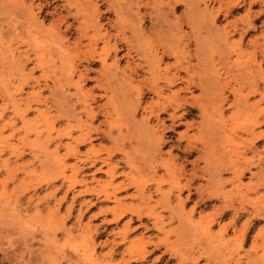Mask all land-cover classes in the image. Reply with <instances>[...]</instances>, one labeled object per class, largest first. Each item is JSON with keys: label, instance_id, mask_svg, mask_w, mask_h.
I'll list each match as a JSON object with an SVG mask.
<instances>
[{"label": "rangeland", "instance_id": "rangeland-1", "mask_svg": "<svg viewBox=\"0 0 264 264\" xmlns=\"http://www.w3.org/2000/svg\"><path fill=\"white\" fill-rule=\"evenodd\" d=\"M195 1L0 0V264H264V0Z\"/></svg>", "mask_w": 264, "mask_h": 264}, {"label": "bare ground", "instance_id": "bare-ground-1", "mask_svg": "<svg viewBox=\"0 0 264 264\" xmlns=\"http://www.w3.org/2000/svg\"><path fill=\"white\" fill-rule=\"evenodd\" d=\"M146 1H147V0H146ZM182 1H183V0H182ZM189 1H190V0H189ZM194 1H195V0H194ZM241 1H244V0H241ZM245 1H246V0H245ZM23 2H24V1H23ZM31 2H32V1H31ZM134 2H136V1H134ZM144 2H145V1H144ZM195 2H196V1H195ZM116 3H117V2H116ZM147 3H148V2H147ZM149 3H150V2H149ZM151 3H152V2H151ZM155 3H156V1H155ZM164 3H165V2H164ZM238 3H239V2H238L237 0L232 1V5H231L232 8L235 7V6H236V7H239L240 5L237 6ZM23 4H24V3H23ZM29 4H30V3H29ZM90 4H91V3H90ZM90 4H89V5H90ZM96 4H97V3H96ZM110 4H111V3H110ZM165 4H166V3H165ZM193 4H194V3H193ZM255 4H256V1H255V0H250V1H248L247 4H245V5H247V10H250V8H251L252 6H255ZM117 6H118V5H117ZM120 6H121V5H120ZM120 6H119V7H120ZM122 6H123V5H122ZM163 6H164V4H163ZM196 6H197V3H196ZM21 7H22V5H21ZM27 7H28V6H27ZM32 7H33V6H32ZM112 7H113V6H112ZM115 7H116V5H115ZM115 7H114V8H115ZM191 7H192V6H191ZM193 7H194V6H193ZM25 8H26V7H24V9H22V10H26ZM28 8H29V7H28ZM120 8H121V7H120ZM244 8H245V7H244ZM116 9H117V8H116ZM157 9H159V8H157ZM168 9H169V8H168ZM186 9H188V8H186ZM195 9H196V8H195ZM238 9H239V8H238ZM22 10H20V13H22ZM31 10H32V9H31ZM94 10H96V9H94ZM94 10H93V11H94ZM114 10H115V9H114ZM119 10H120V9H119ZM161 10H162V9H161ZM161 10H160V11H161ZM189 10H190V9H189ZM235 10H236V9H235ZM257 10H258V9H257ZM101 11H102V10H101ZM103 11H104V10H103ZM157 11H158V10H157ZM192 11H193V10H192ZM95 12H96V11H94V13H95ZM116 12H117V11H116ZM148 12H149V11H148ZM163 12H164V11H163ZM23 13H25V12L23 11ZM26 13H27V11H26ZM33 13H34V12H33ZM97 13H98V12H97ZM97 13H96V14H97ZM114 13H115V11H114ZM122 13H123V12H122ZM149 13H150V12H149ZM29 14H30V13H29ZM29 14H28V15H29ZM34 14H35V13H34ZM116 14H117V13H116ZM123 14H124V13H123ZM194 14H195V13H194ZM201 14H202V13H201ZM90 15H91V13H90ZM93 15H94V14H93ZM124 15H126V14H124ZM191 15H192V14H191ZM195 15H196V14H195ZM197 15H199V14H197ZM261 15H262V11H258V13L255 15V17H261ZM34 16H35V15H34ZM34 16H33V17H34ZM86 16H87V15H86ZM97 16H98V15H97ZM135 16H136V15H135ZM135 16H134V17H135ZM154 16H155V15H154ZM162 16H163V15H162ZM188 16H189V15H188ZM251 16H252V15H251ZM35 17H36V16H35ZM100 17H101V16H100ZM122 17H123V16H122ZM127 17H128V16H127ZM190 17H191V16H189V18H190ZM213 17H215V16L213 15ZM93 18H94V17H93ZM158 18H159V17H158ZM189 18H187V19H189ZM191 18H192V17H191ZM191 18H190V19H191ZM197 18H198V17H197ZM210 18H211V17H210ZM240 18H241V17H240ZM115 19H116V18H115ZM190 19H189V20H190ZM213 19H214V18H212L211 20L213 21ZM215 19H216V18H215ZM91 20H95V19H91ZM97 20H98V19H97ZM137 20H139V19H137ZM157 20H158V19H157ZM189 20H188V21H189ZM196 20H197V19H196ZM85 21H86V20H85ZM201 21H202V20H201ZM237 21H238V20H237ZM241 21H242V23L246 26L245 28H247V29H249V28H253V27H254L253 25H251L252 23H250V18H249V16L247 15V13L244 14V16L241 18ZM162 22H163V21H162ZM195 22H196V21H195ZM213 22H214V21H213ZM254 22H255V21H254ZM261 22H262V21H261ZM263 22H264V20H263ZM85 23H86V22H85ZM95 23H96V22H95ZM95 23H93V24L95 25ZM97 23H98V22H97ZM97 23H96V24H97ZM130 23H131V22H130ZM188 23H190V22H188ZM192 23H193V22H192V20H191V24H192ZM202 23H203V22H202ZM98 24H99V23H98ZM136 24H137V23H136ZM157 24H158V23H157ZM173 24H174V23H173ZM263 24H264V23H263ZM203 25H204V24H203ZM210 25H211V24H210ZM258 25H259V24H258ZM130 26H131V24H130ZM134 26H135V25H134ZM134 26H133V27H134ZM192 26H195V25H192ZM206 26H207V25H206ZM199 27H201V26H199ZM236 27H237V26H236ZM95 28H96V26H95ZM139 28H140V26H139ZM161 28H163V25H162ZM192 28H193V27H192ZM201 28H202V27H201ZM234 28H235V27H234ZM242 28H243V30H244V27H243V26H242ZM136 29H137V28H136ZM190 29H191V28H190ZM195 29H196V27H195ZM141 30H142V29H141ZM169 30H170V29H169ZM178 30H181V29H178ZM210 30H211V29H210ZM214 30H216V29L214 28ZM217 30H218V29H217ZM236 30H237V29H236ZM240 30H241V29H240ZM240 30H239V31H240ZM243 30H242V31H243ZM99 31H100V30H99ZM139 31H140V30H139ZM164 31H165V30H164ZM219 31H221L220 28H219ZM227 31H228V30H227ZM213 32H214V31H213ZM216 32H217V33H216L217 36L221 37L220 33H219L218 31H216ZM221 32H222V35H223V33H224V32H223V29H222ZM246 32H247V31H246ZM192 33H193V31H192ZM225 33H226V32H225ZM105 34H106V33H105ZM218 34H219V35H218ZM241 34H242V33H241ZM156 35H157V34H156ZM170 35H171V34H170ZM214 35H215V34H214ZM229 35H230V34H229ZM160 36H161V35H160ZM215 36H216V35H215ZM227 36H228V35H227ZM245 36H246V35H245ZM263 36H264V35H263ZM109 37H110V36H109ZM188 37H189L188 39H190V35H189ZM192 37H193L194 40H195V37H194V36H192ZM196 37H197V35H196ZM219 37H217V38H219ZM225 37H226V35H225ZM143 38H144V37H143ZM148 38H150V37H148ZM197 38H198V37H197ZM197 38H196V39H197ZM217 38H216V39H217ZM221 38H222V37H221ZM226 38H227V37H226ZM145 39H146V38H145ZM200 39H201V38H200ZM219 39H220V38H219ZM223 39H224V37H223ZM256 39H257V38H256ZM256 39H255V40H256ZM146 40H147V39H146ZM164 40H165V39H164ZM243 40H244V39H243ZM243 40H242V41H243ZM117 41H118V40H117ZM221 41L223 42V40L220 39L219 43H221ZM250 41H251V40H250ZM142 42H143V41H142ZM185 42H186V41H185ZM193 42H194V41H193ZM227 42H228V41H227ZM114 43H115V42H114ZM146 43H147V41H146ZM200 43H201V41H200ZM200 43H199V44H200ZM223 43H224V42H223ZM241 43H242V42H241ZM158 44H159V43H158ZM194 44H196V43H194ZM217 44H218V41H217ZM250 44H251V43H250ZM254 44H257V46H255V47H261L260 44H263V46H264V38L262 39L261 42L256 40V42H255ZM197 45H198V44H197ZM197 45H196V46H197ZM226 45H227V44H226ZM147 46H148V45H147ZM172 46H173V45H172ZM172 46H171V47H172ZM184 46H185V43H184ZM200 46H201V45H200ZM222 46H223V44H222ZM237 46H238V45H237ZM185 47H186V46H185ZM211 47H212V46H211ZM224 47H225V46H224ZM116 48H117V47H116ZM149 48H150V47H149ZM166 48H167V47H166ZM176 48H177V46H176ZM199 48H201V47H199ZM219 48H220V47H219ZM227 48H228V47H227ZM253 48H254V47H253ZM117 49H118V48H117ZM171 49H173V47H172ZM224 49H225V48H224ZM255 49H256V48H255ZM258 49H259V48H258ZM166 50H167V49H166ZM228 50H230V49L228 48ZM239 50H240V47H239ZM242 50H243V49H242ZM148 51H149V50H148ZM200 51H201V49H200ZM221 51H222V50H221ZM221 51H220V52H221ZM224 51H225V53L227 52L226 50H224ZM161 52H162V50H161ZM163 52H164V51H163ZM169 52H170V51H169ZM178 52H179V50H178ZM201 52H202V51H201ZM222 52H223V51H222ZM233 52H234V51H233ZM113 53H115V52H113ZM146 53H147V52H145V55H146ZM172 53H173V51H172ZM181 53H182V52H181ZM181 53H180V54H181ZM199 53H200V52H199ZM258 53H259V52H258ZM148 54H149V53H148ZM148 54H147V55H148ZM156 54H157V53H154L155 56H156ZM168 54H169V53H168ZM176 54H177V53H176ZM182 54H183V53H182ZM185 54L187 55L186 52H185ZM188 54H189V53H188ZM262 54H263V52H262ZM149 55H150V56H153V53H151V54H149ZM161 55H162V54H161ZM166 55H167V54H166ZM172 55H173V54H172ZM195 55H196V54H195ZM263 55H264V54H263ZM90 56H91V55H90ZM128 56H129V54H128ZM150 56H149V57H150ZM155 56H153L152 60L154 59ZM175 56H176V55H175ZM206 56H207V55H206ZM225 56H226V55H225ZM261 56H262V55H261ZM261 56H260V57H261ZM115 57H116V56H115ZM159 57H160V56H159ZM177 57H178V56H177ZM195 57H196V56H195ZM221 57H222V56H221ZM223 57H224V56H223ZM227 57H228V56H227ZM227 57H226V58L224 57V58L227 59V61H228L229 59H228ZM91 58H92V56H91ZM156 58L158 59V56H157ZM174 58H175V57H174ZM70 59H71V58H70ZM94 59H95V58H94ZM149 59H150V58H149ZM189 59H190V57H189ZM198 59H200V56H199ZM72 60H73V59H72ZM158 60H159V59H158ZM162 60H163V59H162ZM200 60H201V59H200ZM209 60H210V59H208L207 61L209 62ZM222 60H223V59H222ZM259 60H260V59H259ZM63 61H64V60H63ZM70 61H71V60H70ZM91 61H92V60H91ZM149 61H150V60H149ZM212 61H213V60H212ZM212 61H211V62H212ZM223 61H224V60H223ZM261 61H262V60H261ZM36 62H38V61H36ZM115 62H116V61H115ZM118 62H119V61H118ZM180 62H181V61H180ZM263 62H264V61H263ZM38 63H39V62H38ZM72 63H73V62H72ZM100 63H101V62H100ZM146 63H147V62H146ZM153 63H154V61H153ZM178 63H179V62H178ZM203 63H204V62H203ZM212 63H213V62H212ZM226 63H227V62H226ZM128 64H129V63H128ZM151 64H152V62H151ZM156 64H157V62H156ZM156 64H155V65H156ZM189 64H190V62H189ZM189 64H187V65H189ZM196 64H197V63H196ZM206 64H207V63H206ZM223 64H224V63H223ZM250 64H251V62H250ZM257 64H258V63H257ZM37 65H39V64H37ZM37 65H36V67H37ZM62 65H63V64H62ZM102 65L104 66V64H102ZM131 65H132V64H131ZM131 65H129V67H130ZM152 65H153V64H152ZM210 65H211V64H210ZM246 65H247V64H246ZM63 66H64V65H63ZM87 66H88V65H87ZM137 66L139 67V65H137ZM137 66H136V67H137ZM149 66H150V65H149ZM169 66H171V65H169ZM182 66H185V65H182ZM190 66H191V64H190ZM256 66H257V65H256ZM100 67H101V66H100ZM127 67H128V66H127ZM141 67H142V66H141ZM161 67H162V66H161ZM204 67H205V66H204ZM204 67H203V68H204ZM210 67H211V66H210ZM244 67H245V66H244ZM258 67H259V66H258ZM258 67H256L257 70H258ZM74 68H75V67H74ZM84 68H85V67H84ZM103 68H105V67H103ZM110 68H111V67H110ZM131 68H132V67H131ZM185 68H187V66H185ZM212 68H213V67H212ZM214 68H215V67H214ZM229 68H230V67H229ZM241 68H242V67H241ZM247 68H248V67H246V68H244V69H247ZM256 68H253V69L256 70ZM66 69H67V68H66ZM76 69H77V68H76ZM106 69H108V68H106ZM112 69H113V68H112ZM129 69H130V68H129ZM133 69H135V68H133ZM149 69H150V68H149ZM189 69H190V68H189ZM248 69H250V68H248ZM21 70H22V69H21ZM74 70H75V69H74ZM74 70H73V71H74ZM78 70H79V72H80V69H78ZM102 70H103V69H102ZM136 70H137V69H136ZM152 70H154V72H155V71L157 72V70H159V69L156 68V67H155V69H154V67H153ZM190 70L193 71L194 69H190ZM239 70H241V69L239 68ZM257 70H256L255 74L258 72ZM259 70H260V69H259ZM73 71H72V72H73ZM86 71H87V70H86ZM90 71H91V70H90ZM93 71H94V70H93ZM133 71H134V70H133ZM164 71H165V70H164ZM187 71H188V70H187ZM197 71H198V69H197ZM203 71H204V69H203ZM241 71H243V69H242ZM245 71H246V70H244V72H245ZM79 72H78V73H79ZM87 72H88V71H87ZM106 72H107V71H106ZM135 72H136V71H135ZM162 72H163V71H162ZM169 72H171V71H169ZM194 72H195V71H194ZM201 72H202V71H201ZM201 72H200V73H201ZM216 72H217V70H216ZM238 72H239V71H238ZM247 72H249V71L247 70ZM250 72H251V69H250ZM84 73H85V72H84ZM89 73H90V72H89ZM99 73H100V72H99ZM152 73H153V71H152ZM200 73H197V74H200ZM206 73H207V72H206ZM212 73H213V72H212ZM231 73H232V72H231ZM240 73H241V72H240ZM240 73H239L238 75H240ZM242 73H243V72H242ZM242 73H241V75H242ZM76 74H77V73H76ZM76 74H75V75H76ZM79 74H80V73H79ZM86 74H87V73H86ZM102 74H103V73H102ZM109 74H112L111 71H110ZM153 74H157V73H153ZM172 74H173V73H172ZM203 74H204V73H203ZM207 74H208V73H207ZM104 75H105V74H104ZM106 75H107V74H106ZM150 75H152V74H150ZM163 75H164V74H163ZM173 75H174V74H173ZM173 75H172V76H173ZM177 75H178V74H177ZM177 75H176V76H177ZM200 75H201V74H200ZM211 75H212V74H211ZM247 75L249 76V74H247ZM247 75H245V73H243L242 77H243V76H247ZM251 75H252V73H251ZM260 75H261V73L259 74V76H260ZM70 76H71V75H70ZM125 76H126V75H125ZM125 76H124V77H125ZM132 76H133V75H132ZM132 76H131V77H132ZM234 76H235V75H234ZM252 76H253V75H252ZM255 76H256V75H255ZM67 77H68V76H67ZM77 77H78V75H77ZM77 77H76V78H77ZM82 77H83V75H82ZM84 77H85V76H84ZM124 77H123V83H124V79H125ZM146 77H147V76H146ZM151 77H153V75H152ZM155 77H158V76L155 75ZM155 77H153V79H154ZM163 77H164V76H163ZM178 77H179V76H178ZM180 77H182V76L180 75ZM202 77H204V76H202ZM211 77H213V76H211ZM260 77H261V76H260ZM115 78H116V77H115ZM129 78H130V77H128V79H129ZM160 78H161V77H160ZM160 78H159V79H160ZM169 78H170V77H169ZM182 78H184V77H182ZM193 78H194V77H193ZM207 78H208V77H207ZM207 78L205 77V79H206L205 81L208 80V81H207V82H208V83H207V84H208L207 87L209 86V87L211 88L212 85H211V83H209L210 79H207ZM246 78H248V80H249V77H246ZM252 78H253V77H252ZM255 78H256V77H255ZM261 78H262V77H261ZM263 78H264V77H263ZM79 79H80V78H79ZM82 79H83V78H82ZM108 79H109V78H108ZM155 79H157V78H155ZM162 79H163V78H162ZM187 79H188V78H187ZM202 79H204V78H202ZM224 79H225V78H224ZM243 79H244V77H243ZM85 80H86V79H85ZM85 80H84V81H85ZM105 80H106V79H105ZM111 80H112V79H111ZM131 80H133V79H131ZM171 80H172V79H171ZM171 80H168V81H171ZM197 80H198V79H197ZM199 80H201V78H200ZM217 80H218V79H217ZM248 80H246V81L248 82ZM251 80H252V79H251ZM251 80H249V81H251ZM253 80H254V78H253ZM121 81H122V80H121ZM145 81H146V80H145ZM147 81H148V82H146V83H149V80H147ZM157 81H158V80H157ZM168 81L166 80L167 83H168ZM172 81H173V80H172ZM201 81H202V80H201ZM203 81H204V80H203ZM205 81H204V82H205ZM213 81H214V80H213ZM243 81H245V80H243ZM263 81H264V80H263ZM196 82H197V84H198V83H199V84L202 83V82L200 83V82H198V81H196ZM214 82H215V81H214ZM221 82H222V81H221ZM221 82H219L220 85H222V84L224 85V83L221 84ZM223 82H224V81H223ZM251 82H252V81H251ZM81 83H82V80H81ZM126 83H127V82H126ZM150 83L152 84L153 82H151V80H150ZM157 83H158V82H157ZM157 83L154 82L152 85L157 84ZM193 83H195V82L193 81ZM205 83H206V82H205ZM205 83H203V85H204ZM219 83H218V84H219ZM225 83H226V82H225ZM227 83H228V82H227ZM242 83H244V82H241V86L244 85V84L242 85ZM254 83H255V82H254ZM74 84H75V83H73V85H74ZM171 84L175 85L174 83H171ZM190 84H191V83H190ZM212 84H213V83H212ZM216 84H217V82H216ZM247 84H248V83H246V85H247ZM250 84H251V83H249L248 85H250ZM255 84H256V83H255ZM261 84H262V86H263L264 83H261ZM191 85L193 86V84H191ZM214 85H215V84H214ZM220 85H218L217 87L219 88ZM227 85H230V84H227ZM74 86H75V85H74ZM124 86H126V85H124ZM135 86H136V85H135ZM184 86H185V85H184ZM199 86H200V85H199ZM205 86H206V84H205ZM76 87H78V86L76 85ZM109 87H110V85H109ZM120 87H121V86H120ZM138 87H140V86H138ZM142 87H143V86H142ZM159 87H160V86H159ZM159 87H158V88H159ZM170 87H171V86H170ZM201 87H202V88H201ZM201 87H200V88L198 87V88L202 90V93H203V91H204V93H205V91L207 90V88H206V90H205V89L203 90V86H201ZM209 87H208V88H209ZM214 87H215V86H214ZM217 87H215V88H217ZM220 87L222 88L223 86H220ZM228 87H229V86H228ZM246 87H247V86H246ZM251 87L253 88L254 86L252 85ZM105 88H106V87H105ZM132 88H134V87H132ZM148 88L151 89L152 86H151V88H150V86H148ZM184 88H185L186 90H188V87H187V86L184 87ZM218 88H217V91L219 90ZM224 88H225V87H224ZM230 88H231V87H230ZM241 88H242V87H241ZM248 88H249V87H247V91L251 90L250 92H252V93L255 92L256 94H259V90H257V88L254 87L253 89L250 88L249 90H248ZM75 89H76V88H75ZM122 89H123V88H122ZM122 89H121V90H122ZM159 89H160V88H159ZM185 89H184V90H185ZM225 89H226V88H225ZM225 89H224V90H225ZM7 90H8V89H7ZM77 90H79V88L76 89L75 94L78 92ZM114 90H115V89H114ZM124 90H125V88H124ZM160 90H161V89H160ZM208 90H209V89H208ZM208 90H207V92H211V91H208ZM213 90H215V89L212 88V92H214L213 94H217V93H215V92H217V91H213ZM220 90H221V89H220ZM220 90H219V91H220ZM245 90H246V89H245ZM261 90H262V89H261ZM141 91H142V90H141ZM9 92H10V90H9ZM83 92H84V91H83ZM112 92H113V91H112ZM115 92H116V91H115ZM161 92H162V91H161ZM189 92H190V91H189ZM189 92H188V93H189ZM212 92H211V93H212ZM242 92H243V91H242ZM242 92H241V93H242ZM78 93H79V95H80V92H78ZM117 93H118V92H117ZM174 93H176V92H174ZM199 93H200V92H199ZM91 94H92V93H91ZM128 94H129V93H128ZM159 94H160V93H159ZM213 94H212V95H213ZM227 94H228V93H227ZM234 94H236V93H234ZM76 95H77V94H76ZM84 95H86V94H84ZM203 95H204V94H203ZM206 95L209 96L210 94H209V93H208V94L206 93ZM218 95H220V93H219ZM81 96H82V95H81ZM176 96H177V94H176ZM189 96L191 97L192 95H189ZM189 96H187V97H189ZM199 96H200V95H199ZM213 96H214V95H213ZM213 96L211 97V95H210L209 97H211V99H213ZM222 96H224V95H222ZM228 96H229V95H228ZM235 96H236V95H235ZM235 96H233V97H235ZM240 96H241V95H240ZM92 97H93V96H92ZM182 97H183V96H182ZM192 97H194V96H192ZM204 97H205V96H204ZM209 97H208V98H209ZM215 97H216V96H215ZM224 97H226V96H224ZM258 97H259V96H258ZM79 98H80V97H79ZM83 98H84V97H83ZM131 98H132V97H131ZM195 98H197V97H195ZM208 98H207V100L204 99V100L206 101V103H207V101H209V102L211 101V99H208ZM235 98H236V97H235ZM235 98L233 99V102H234V100H236ZM240 98H241V97H240ZM262 98H263V97H262ZM185 99H186V98H185ZM219 99H220V98H219ZM224 99H225V98H224ZM241 99H242V98H241ZM241 99H239V101H240ZM263 99H264V98H263ZM263 99H262V100H263ZM181 100H182V99H181ZM189 100H190V99H189ZM216 100H218V99H216ZM222 100H223V99H222ZM230 100H231V99H230ZM84 101H85V100H84ZM183 101H184V100H183ZM214 101H215V100H214ZM214 101H213V102H214ZM219 101H221V100H219ZM219 101H217V102H219ZM239 101H238V102H239ZM245 101H246V98H245V96H244V99H243V102H242L244 106H245ZM247 101H248V99H247ZM257 101H258V100H257ZM260 101H261V99H260ZM85 102H86V101H85ZM170 102H171V101H170ZM197 102H199V101H197ZM201 102H202V101H201ZM238 102H237V104H238ZM183 103H184V102H183ZM199 103H200V102H199ZM203 103H204V102H203ZM203 103H202V105H203ZM206 103H205V105H206ZM82 104H83V103H82ZM88 104H89V103H88ZM194 104H195V103H194ZM210 104L213 105V103H210ZM210 104H209V107H210V108H209V109L206 108V109L209 110V112H210V109H211V107H212ZM215 104H216V101L214 102V107H216V109H217V108L219 107V105H218V106H215ZM252 104H253V102H252ZM114 105H115V104H114ZM179 105H180V104H179ZM182 105H183V104H182ZM196 105H197V104H196ZM198 105H199V104H198ZM238 105L240 106L241 104H238ZM238 105H237V106H238ZM248 105H251V104L248 103ZM84 106H85V105H84ZM116 106H117V105H116ZM119 106H120V105H119ZM194 106H195V105H194ZM199 106H201V105H199ZM199 106H198V107H199ZM203 106H204V105H203ZM237 106H236V107H237ZM244 106H243V109H244ZM88 107H89V106H88ZM180 107H181V106H180ZM183 107H184V106H183ZM207 107H208V106H207ZM246 107H247V106H246ZM251 107H252V106H251ZM256 107H257V106H256ZM73 108H74V107L71 108L72 111H73ZM85 108H86V107H85ZM175 108H176V107H175ZM184 108H185V107H184ZM193 108H194V107H193ZM199 108H201V107H199ZM202 108H203V109H200L201 112L204 110L205 107H202ZM222 108H224V107H222ZM238 108H239V109L242 108V105H241L240 107H238ZM238 108H237V109H238ZM83 109H84V108H83ZM86 109H87V108H86ZM156 109H157V108H156ZM161 109H162V108H161ZM206 109H205V110H206ZM239 109H238V110H239ZM246 109H248V107L245 108V111H247ZM249 109H251V108H249ZM255 109H256V108H255ZM69 110H70V109H69ZM87 110H88V109H87ZM172 110H173V109H172ZM205 110H204V114H205V116L202 115L203 113L200 114V116H202V119H204V120H205L206 117H207V120H208V119L210 120L211 118H208V116H207V115H209V114H207L208 111H205ZM217 110H218V109H217ZM217 110H216V111H217ZM155 111H156V110H155ZM157 111H158V110H157ZM177 111H178V110H177ZM184 111H185V110H184ZM216 111H211V113H217ZM220 111H221V109H220ZM239 111L241 112V109H240ZM242 111H244V110H242ZM83 112H84V111H83ZM169 112H170V111H169ZM172 112H173V111H172ZM205 112H206V113H205ZM237 112H238V111H237ZM240 112H239V113H240ZM247 112H248V111H247ZM254 112H255V111H254ZM85 113H86V112H85ZM221 113H222V112H221ZM72 114H73V113H72ZM120 114H121V113H120ZM206 114H207V115H206ZM168 115H169V114H168ZM71 116H73V115H71ZM132 116H133V115H132ZM172 116H173V115H172ZM174 116L176 117V115H174ZM213 116H215V115H213ZM219 116H221V115H219ZM219 116H218V118H219ZM250 116H251V115H249V117H250ZM169 117H170V116H169ZM209 117H210V116H209ZM211 117H212V116H211ZM222 117H223V116H222ZM222 117H221V118H222ZM239 117H240V116H239ZM247 117H248V116H247ZM249 117H248V119H249ZM74 118H75V117H74ZM76 118H77V117H76ZM125 118H126V117H125ZM158 118H159V117H158ZM221 118H220V119H221ZM250 118H251V117H250ZM78 119H79V117H78ZM122 119H123V118H122ZM170 119H171V118H170ZM215 119H216V118H215ZM222 119H223V118H222ZM222 119L220 120L221 123H222ZM255 119H256V118H253V122H254V123H252L251 120H250V122L252 123V124H251L252 126H253V125L260 124V123L258 122L259 120L256 119V121H255ZM76 120H77V119H75V121H76ZM84 120H85V119H84ZM207 120H206V121H207ZM216 120H217V119H216ZM246 120H247V119H246ZM78 121H80V120H78ZM157 121H158V120H157ZM190 121H193V120H190ZM206 121H204V123H205ZM210 121L213 122V120H210ZM210 121H209V122H210ZM226 121H227V120H226ZM232 121H233V120H232ZM260 121H262V120H260ZM82 122H83V121H82ZM171 122H172V121H171ZM178 122H179V121H178ZM178 122H177V123H178ZM212 122H211L212 125H213V124H215V126L218 125V124H216L217 122H213V123H212ZM84 123H85V121H84ZM127 123H128V122H127ZM141 123H142V122H141ZM162 123H163V122H162ZM187 123H188V122H187ZM187 123H185V124L187 125ZM223 123H226V122H224V119H223ZM262 123H263V121H262ZM82 124H83V123H82ZM136 124H137V123H136ZM136 124H133V125H136ZM156 124H157V123H156ZM188 124H189V123H188ZM198 124H200V126L198 125V128H200V129H203V128H204L203 126H202V128H201V125H203L202 121H201V123H198ZM205 124H206V123H205ZM248 124H249V123H248ZM2 125H3V124H2ZM74 125H75V123H74ZM79 125H81V124L79 123ZM84 125H85V124H84ZM144 125H145V124H144ZM170 125H171V124H170ZM170 125H169V126H170ZM172 125H173V124H172ZM176 125H177V124H176ZM194 125H195V124H194ZM212 125H211V127L214 126V125H213V126H212ZM221 125H224V124H221ZM238 125H239V124H238ZM238 125H235V126H238ZM245 125H246V124H245ZM251 125H249V126H251ZM3 126H4V125H3ZM77 126H78V125H77ZM88 126H89V125H88ZM131 126H132V124H131ZM141 126H142V125H141ZM141 126H140V128H141ZM207 126H208V127H206V125H205V131L208 130V131H207L208 133L206 132V133H207V136H208L210 139H211V137L214 138V137L216 136L215 134H214V136H213V135H212V136L210 135L211 137L208 135V134H211V133H209L210 129H208V128L210 127V124L207 125ZM215 126H214V127H215ZM79 127H80V126H79ZM135 127H136V126H134V128H135ZM159 127H160V126H159ZM161 127H162V126H161ZM165 127H167V126H165ZM211 127H210V128H211ZM214 127H213V128H214ZM218 127H219V126H217V128L215 127V131L218 130V132H219V131H220V130H219L220 128H218ZM225 127H226V126H225ZM227 127H229V126H227ZM245 127H246V126H245ZM80 128H81V127H80ZM83 128H84V127H83ZM85 128H86V127H85ZM109 128H110V127H109ZM126 128L129 129L130 126H129V127L126 126ZM132 128H133V127H131V129H132ZM134 128H133V129H134ZM140 128H139V130H141ZM146 128H147V127H146ZM190 128H191V127H190ZM206 128H207V129H206ZM231 128H232V127H231ZM231 128H228V130L231 129ZM240 128L242 129V126H241ZM88 129H89V128H88ZM119 129H120V128H119ZM127 129H126V130H127ZM137 129H138V127H137ZM147 129H149V128H147ZM147 129H146V130H147ZM167 129H169V128H167ZM224 129H225V128H224ZM235 129H236V128H235ZM243 129H245V128H243ZM246 129H247V128H246ZM126 130H125V131H126ZM221 130H222V129H221ZM232 130H233V129H232ZM232 130H231V131H232ZM239 130H240V129H239ZM247 130H248V129H247ZM250 130H252V128H251ZM262 130L264 131V129H262ZM81 131H82V130H81ZM118 131H119V130H118ZM189 131H190V130H189ZM202 131H203V130H202ZM202 131H201V133L204 132V131H203V132H202ZM212 131H214V129H213ZM212 131H210V132H212ZM242 131H243V130H242ZM259 131H260V130H259ZM83 132H84V131H83ZM102 132H103V131H102ZM108 132H109V131H108ZM108 132H107V133H108ZM120 132H121V131H120ZM131 132H132V130H131ZM134 132H135V130H134ZM161 132H162V131H161ZM221 132H222V131H221ZM223 132H224V131H223ZM229 132H230V131H229ZM229 132H228V133H229ZM0 133H1V130H0ZM41 133H42V132H41ZM78 133H79V132H78ZM118 133H119V132H118ZM129 133H130V131H129ZM140 133H141V132H140ZM212 133H213V132H212ZM219 133H220V132H219ZM228 133H227V134H228ZM252 133L255 134L256 132H255V133L252 132ZM252 133H250V134H252ZM136 134H137V133H136ZM155 134H156V133H155ZM160 134H161V133H160ZM217 134H218V133H217ZM81 135H82V134H81ZM81 135H80V136H81ZM103 135H104V134H103ZM123 135H124V134H123ZM123 135H122V137H123ZM150 135H152V134H150ZM219 135H220V134H219ZM221 135H222V134H221ZM221 135H220V136H221ZM1 136H2V135H1ZM71 136H72V135H71ZM75 136H76V135H75ZM110 136H111V135H110ZM202 136H203V134H202ZM5 137H6V136H5ZM73 137H74V136H73ZM111 137H112V136H111ZM117 137H118V136H117ZM117 137H116V138H117ZM133 137H134V136H133ZM148 137H149V136H148ZM205 137H206V136H205ZM208 137H206L207 140L209 139ZM232 137H233V136H232ZM262 137H264V132H263V133H258V132H257V134L255 135V138H256V139H260V138H262ZM0 138H4V137L2 136V137H0ZM36 138H38V136H36ZM43 138H44V136H43ZM51 138H52V137H51ZM112 138L115 139L114 136H113ZM143 138H144V137H143ZM152 138H154V136H152ZM155 138H156V137H155ZM203 138H204V137H202V139H203ZM215 138H216V137H215ZM215 138L213 139L214 142L217 140V139L215 140ZM124 139H125V138H124ZM139 139H140V138H139ZM228 139H230V138H228ZM228 139H227V140H228ZM0 140H2V139H0ZM37 140H38V139H37ZM52 140H53V139H52ZM143 140H144V139H143ZM218 140H219V139H218ZM227 140H225V141H227ZM147 141H148V140H147ZM150 141H152V140H150ZM154 141H155V140H154ZM194 141H195V140H194ZM263 141H264V139H263ZM1 142H2V141H1ZM4 142H5V141H4ZM39 142H40V141H39ZM140 142H141V141H140ZM211 142H212V139H211ZM211 142H210V143H211ZM41 143H42V142H41ZM43 143H45V142L43 141ZM43 143H42V144H43ZM74 143H76V142H74ZM77 143H78V142H77ZM160 143H161V142H160ZM162 143H163V142H162ZM205 143H207L206 140H205ZM210 143H207V144H210ZM212 143H213V142H212ZM255 143H256V142H255ZM53 144H55V143H53ZM72 144H73V143H72ZM89 144H90V143H89ZM138 144H139V143H138ZM164 144H165V143H164ZM43 146H44V144H43ZM74 146H75V145H74ZM157 146H158V145H157ZM159 146H160V145H159ZM203 146H204V145H203ZM205 146H206V145H205ZM45 147H46V146H45ZM153 147H154V146H153ZM177 147H179V146H177ZM74 148H76V147H74ZM203 148H204V147H203ZM203 148H202V149H203ZM17 149H18V148H17ZM152 151H153V150H152ZM160 151H161V150H160ZM204 151L206 152L207 150L204 149ZM208 152H210V149H209ZM50 153H52V152H50ZM78 153H79V152H78ZM53 154H54V153H53ZM56 154H57V153H56ZM236 154H237V153H236ZM75 155H76V154H75ZM199 155H200V154H199ZM207 155L209 156V154H207ZM207 155H206V156H207ZM200 156H201V155H200ZM259 156H260V155H259ZM260 157H261V156H260ZM76 158H78V157H76ZM193 159H195V158H193ZM89 160H90V159H89ZM205 160H206V159H205ZM210 160H211V159H210ZM100 162H102V161H100ZM213 162H214V160H213ZM156 165H157V164H156ZM97 166H98V165H97ZM147 166H148V165H147ZM105 167H106V166H105ZM141 167H142V166H141ZM151 167H152V166H151ZM212 167H214V166H212ZM212 167H211V168H212ZM94 168H95V167H94ZM209 168H210V167H209ZM150 169H151V168H150ZM182 169H184V168H182ZM202 169H203V168H202ZM77 171H78V169H77ZM94 171H95V170H94ZM113 171H114V170H113ZM149 171H150V170H149ZM152 171H153V170H152ZM180 171H181V170H180ZM180 171H179V172H180ZM175 172H176V171H175ZM175 172H174V173H175ZM152 173H153V172H152ZM218 173H219V172H218ZM177 174H178V173H177ZM182 174H183V173H182ZM208 177L211 178V176H208ZM171 178H172V177H171ZM176 178H177V177H176ZM94 179H95V178H94ZM216 179H217V178H216ZM218 180H219V178H218ZM179 182H180V181H179ZM213 182H214V181H213ZM219 182H220V180H219ZM81 183H82V182H81ZM174 183H175V182H174ZM188 183H189V182H188ZM217 183H218V182H217ZM179 184H180V183H179ZM181 185H182V184H181ZM182 187H183V185H182ZM185 187H187V186H185ZM191 187H192V186H191ZM214 188H215V187H214ZM145 189H146V188H145ZM159 189H160V188H159ZM181 189H182V188H181ZM141 192H142V191H141ZM143 192H144V191H143ZM146 192H147V191H146ZM181 192H182V191H181ZM213 194H214V193H213ZM148 197L150 198L149 195H148ZM177 198H178V197H177ZM180 199H181V198H180ZM180 199H178V200H179V201H178L179 203H180V201H182V200H180ZM87 204H88V203H87ZM123 214H124V213H121L119 216H117V217L115 218V220H117L118 218H120ZM263 215H264V214H263Z\"/></svg>", "mask_w": 264, "mask_h": 264}, {"label": "crops", "instance_id": "crops-1", "mask_svg": "<svg viewBox=\"0 0 264 264\" xmlns=\"http://www.w3.org/2000/svg\"><path fill=\"white\" fill-rule=\"evenodd\" d=\"M99 206H103V205H98V204L95 205V207L92 208V209L89 211V213H93V212H95L96 209H97V207H99ZM127 218H128V215H125L123 218H120V220H121V222H122V221H125ZM96 219H97V223H98V222L102 221L103 219H110V215H106V216H104V217H102V216H98ZM224 221H225V220H224ZM108 225H110V224H108ZM130 263H132V261H131Z\"/></svg>", "mask_w": 264, "mask_h": 264}]
</instances>
